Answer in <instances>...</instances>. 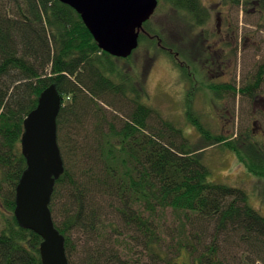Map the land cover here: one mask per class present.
<instances>
[{
    "label": "trees",
    "instance_id": "trees-1",
    "mask_svg": "<svg viewBox=\"0 0 264 264\" xmlns=\"http://www.w3.org/2000/svg\"><path fill=\"white\" fill-rule=\"evenodd\" d=\"M159 1L175 8L182 19L171 22L180 23L179 31L188 35L193 26L210 19L202 0ZM233 1L252 5L248 11L254 5L264 15V0ZM150 23L145 27L153 34ZM157 36L164 49L171 46ZM144 37L141 33V41ZM184 37L189 50L191 38ZM182 56L190 65L195 62L186 50ZM116 59L100 48L72 6L60 0H0V264H43L42 236L16 216V187L27 168L22 152L25 118L53 83L63 97L58 141L65 170L56 181L50 208L65 236L70 264H140L141 257H134L139 250L129 240L163 261L165 239L155 219L159 209L167 208L182 225L196 228L193 238L198 234L202 240L204 229L213 226L211 240L193 258L198 264H226L221 239L243 247L239 264H264V214L249 203L244 189L212 180L200 151L220 144L232 148L251 173L264 178V142L249 131L214 133L193 116L191 102L186 114L205 139L201 145L189 142L170 120L161 117L155 125V110L143 101L144 83L138 88L130 82ZM263 81L264 61L240 87H208L219 96L230 90L255 99ZM188 98L192 100L190 94ZM90 124L93 134L86 128ZM109 205L118 212L110 231L103 221ZM188 241L175 246V255L181 248H198Z\"/></svg>",
    "mask_w": 264,
    "mask_h": 264
},
{
    "label": "rangeland",
    "instance_id": "rangeland-1",
    "mask_svg": "<svg viewBox=\"0 0 264 264\" xmlns=\"http://www.w3.org/2000/svg\"><path fill=\"white\" fill-rule=\"evenodd\" d=\"M202 1L210 9V19L203 25L193 26V30H189L190 35L184 34V30L178 33L183 26L179 27L177 19L175 20L178 24L172 23L171 18L182 17L175 8L161 3L150 23V27L157 33H153V37L144 34L143 41L131 57L118 58L116 61L130 82H136L138 88H141L140 83H144L146 95L143 101L155 110L152 119L155 125L160 124L161 117L170 120L183 130L189 142L201 145V140L205 139L201 138L196 124L186 114L187 103L191 102L193 116L214 133L230 135L238 131H249L255 140L264 142V81L255 99L230 90L219 96L208 87L210 83H230L240 87L245 84L249 75L255 73L264 61V15L261 16L259 11L254 10L257 8L254 5L251 11H248L252 5H239L233 0ZM158 33L164 37L166 43H177V47L182 48V54L187 49L183 45L184 35L192 38L188 48L190 61L195 62L191 64L194 69L189 71L194 70L196 79L202 82L192 79L182 68L177 70L178 65H175L173 57L158 45ZM222 35L224 40H221ZM210 57V67H206V59ZM213 59L216 61L211 63ZM220 59H223V63L218 61ZM221 74L223 76H220ZM189 94L192 100L188 98ZM86 128L93 134L94 125L90 124ZM182 140L183 138L179 137L178 141ZM200 151L211 170L212 180L244 189L248 193L249 203L264 214L262 176L251 173L232 148L220 144ZM144 214L151 217L147 211H144ZM103 218L106 220H103L104 225H107L110 231L114 227L111 224L118 222V212L109 205ZM155 223L159 236L165 239L162 242L164 259L156 261L152 251L147 250L145 253L143 244L138 245L134 240H129L131 247L139 250L134 257H141L140 264H198L193 258L199 255L204 250V245L211 240L212 237L209 236L213 231L212 225L204 229L202 240L198 234L195 235L197 239L193 238L196 228L190 223L182 225L181 218L171 208L159 209ZM1 227L0 215V229ZM187 240L198 244V248H193L192 252L189 248H181L175 255V246ZM219 242L225 251L226 264H239L238 252L243 247H233V244H226L223 239ZM170 258L172 259L169 261Z\"/></svg>",
    "mask_w": 264,
    "mask_h": 264
},
{
    "label": "water",
    "instance_id": "water-1",
    "mask_svg": "<svg viewBox=\"0 0 264 264\" xmlns=\"http://www.w3.org/2000/svg\"><path fill=\"white\" fill-rule=\"evenodd\" d=\"M82 17L100 48L116 57H128L139 46L140 32L158 6V0H60ZM62 95L56 84L45 88L37 106L25 118L22 152L27 159L16 187L15 213L19 222L43 238V264H70L65 236L56 227L50 208L57 179L65 164L58 141Z\"/></svg>",
    "mask_w": 264,
    "mask_h": 264
},
{
    "label": "flooded vegetation",
    "instance_id": "flooded-vegetation-1",
    "mask_svg": "<svg viewBox=\"0 0 264 264\" xmlns=\"http://www.w3.org/2000/svg\"><path fill=\"white\" fill-rule=\"evenodd\" d=\"M180 31H178V33H179ZM143 33L144 34H146L147 36H149V37H153L154 36V34H151V33H149L148 31H146V30H144L143 31ZM184 34H186V32L184 33ZM156 37H157V41L159 42L158 43V45H160V47L162 48V49H164L163 48V46H161V44H160V40H159V37L156 35ZM173 37V36H172ZM175 37V36H174ZM224 36L222 35V38H221V40H224V38H223ZM177 39V38H176ZM192 39V38H191ZM140 44H141V41H140ZM177 43H172L171 44V46H169V47H167V48H165V49H168V54L171 56V57H173L172 59L174 60V63H175V65H178V68H177V70H179L180 71V68H182V71H184V72H186V74L188 75V73L190 74V77L193 79L194 78V80H197L198 82H202V80H198V79H196V75H195V73H194V70L193 71H189L190 69H192L193 67H191V65H190V63L189 62H187L184 58H183V56H182V48H179V47H177V45H176ZM140 46V45H139ZM187 52H189V50H187V49H185ZM166 51V50H165ZM218 58V56L216 57V59ZM211 59V57L210 58H207L206 59V67H210V62H209V60ZM214 61H216V60H212L211 61V63H214ZM220 63H223V59H220V60H218ZM183 63V64H182ZM194 69V68H193ZM188 71V72H187ZM223 73V72H222ZM220 76H223V74H221Z\"/></svg>",
    "mask_w": 264,
    "mask_h": 264
}]
</instances>
